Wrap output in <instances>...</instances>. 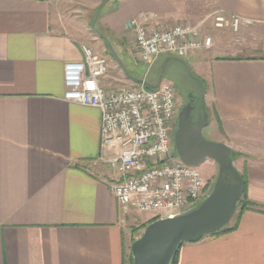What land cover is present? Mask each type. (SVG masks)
Masks as SVG:
<instances>
[{
	"label": "crops",
	"instance_id": "crops-1",
	"mask_svg": "<svg viewBox=\"0 0 264 264\" xmlns=\"http://www.w3.org/2000/svg\"><path fill=\"white\" fill-rule=\"evenodd\" d=\"M59 1L0 0V264H124L133 220L111 190L116 152L102 149L100 110L64 98L65 65L84 52L59 26ZM94 2L113 54L100 80L108 93L140 81L130 64L137 60L131 20L165 31L202 27L217 12L243 19L233 36L212 24L213 48L183 60L210 66L204 130L242 155L234 164L247 175L248 200L264 209V0ZM150 214L140 226L157 219ZM178 264H264V213L246 211L235 231L184 244Z\"/></svg>",
	"mask_w": 264,
	"mask_h": 264
},
{
	"label": "built area",
	"instance_id": "built-area-1",
	"mask_svg": "<svg viewBox=\"0 0 264 264\" xmlns=\"http://www.w3.org/2000/svg\"><path fill=\"white\" fill-rule=\"evenodd\" d=\"M209 19L216 30L239 33L243 19L217 12ZM210 21V20H209ZM136 59L149 69L164 56L185 59L191 53L210 50L212 36L202 27L178 25L158 30L131 20ZM84 58L64 68L65 100L101 112L102 149H115L108 161L118 178L111 190L124 215L154 213L157 219L174 217L199 205L208 189L199 167H189L171 152L172 129L177 115V92L172 83L149 89L146 78L138 83L106 92L100 80L108 73L103 57L83 47Z\"/></svg>",
	"mask_w": 264,
	"mask_h": 264
},
{
	"label": "water",
	"instance_id": "water-1",
	"mask_svg": "<svg viewBox=\"0 0 264 264\" xmlns=\"http://www.w3.org/2000/svg\"><path fill=\"white\" fill-rule=\"evenodd\" d=\"M200 98L204 101L202 91ZM192 118V108L185 107L178 120L175 148L179 160L189 167L202 166L212 160L219 174L211 193L196 207L174 217L158 219L146 226L132 243L133 264H170L181 244H192L224 229L237 211L244 194V179L233 160L234 152L222 142L204 136L209 114Z\"/></svg>",
	"mask_w": 264,
	"mask_h": 264
},
{
	"label": "rangeland",
	"instance_id": "rangeland-1",
	"mask_svg": "<svg viewBox=\"0 0 264 264\" xmlns=\"http://www.w3.org/2000/svg\"><path fill=\"white\" fill-rule=\"evenodd\" d=\"M95 0H60L58 3V12L60 18L58 19L59 26H64L71 34H74L82 42L83 47L90 48L95 55L103 57L106 61L113 59L112 50L110 46L107 47L102 37L106 34L98 26L97 20L100 16L99 9L102 4L94 2ZM96 17V20H94ZM210 20V21H209ZM65 21L70 26H66ZM213 24L212 19L206 17L202 20L201 26L205 28V32L212 36L215 43V31L210 30V26ZM184 25V24H181ZM193 26V25H191ZM209 28V31L208 29ZM230 35L233 34V31L226 30ZM233 36V35H232ZM134 39V38H133ZM135 46V42H134ZM165 61H161L152 66L151 69L146 64L141 63L140 61L130 62L131 66L135 70V77L140 81L146 78L148 84L155 85L160 80L164 82L172 83L177 92V110L183 107L187 95L190 93L193 97L198 96L199 94H205V89L210 86V80L208 77L210 74V66L204 64L201 68H194L190 66V62L186 60H172L168 62L167 68H164L163 64ZM206 62V60H205ZM131 67V68H132ZM163 72V74H161ZM205 72V73H204ZM201 73V76H200ZM204 73L205 75H203ZM202 77V79H201ZM117 91V90H116ZM205 103V102H204ZM204 136L213 142H220L221 137L210 136V133L207 130L203 131ZM172 155L177 158V151L174 149L173 145L171 146ZM238 165L240 163L238 162ZM201 169L206 178L208 189L212 190L215 184V181L219 174V166L212 160H207L202 166ZM150 213H145L142 215H129L128 218L132 221V227L130 229L131 242L134 239H138L145 229H141L140 222L142 217H151Z\"/></svg>",
	"mask_w": 264,
	"mask_h": 264
},
{
	"label": "trees",
	"instance_id": "trees-1",
	"mask_svg": "<svg viewBox=\"0 0 264 264\" xmlns=\"http://www.w3.org/2000/svg\"><path fill=\"white\" fill-rule=\"evenodd\" d=\"M100 11H101V8L99 9V12L98 13H100ZM94 20H96V17H95ZM98 21H99V17H98V20H97L96 23H98ZM161 74H163V72ZM149 85L150 84H148V82H147L148 88L149 89H152L151 85L150 86ZM206 111H207V109H206ZM220 127H221V125H220ZM175 154L178 157L177 153H175ZM240 157H242L241 154L234 152V155H233L234 163ZM242 176H243L244 183H245L244 194H243L242 198L240 199V201L238 203L237 211H236L235 215L231 219L230 223L224 229H222L221 231H219V232H217V233H215L213 235H210V236L217 237V236H220V235H223V234H228V233H231V232L235 231L238 228L239 224H240L242 215L246 211H257V212L264 213V209L258 208L254 203H252V202H250L248 200V196H247L248 178H247V175H246L245 172L242 173ZM156 220H158V219H155V220L151 221L150 223H152V222H154ZM150 223H148L147 225H149ZM147 225L143 226L141 229H145ZM135 241H136V239H134L132 241V243L135 242ZM184 244H181L180 245L178 251L175 253V255H174V257H173V259H172V261H171L170 264H178L179 252H180V249L182 248V246ZM126 263L133 264V255L131 253V249H130L129 256L125 260V263L124 264H126Z\"/></svg>",
	"mask_w": 264,
	"mask_h": 264
},
{
	"label": "flooded vegetation",
	"instance_id": "flooded-vegetation-1",
	"mask_svg": "<svg viewBox=\"0 0 264 264\" xmlns=\"http://www.w3.org/2000/svg\"><path fill=\"white\" fill-rule=\"evenodd\" d=\"M201 94H199L198 96L196 97H193L190 93L187 95L186 97V101L183 105L182 108L179 109V111L177 110V115H176V122H175V125L172 129V145L174 147V149L176 150L175 148V142H174V138H175V133L177 131V128H178V120H179V115L181 113V111L189 106L192 108V118L194 120V122H197L199 116H203L205 114V110H204V101H202V98H200Z\"/></svg>",
	"mask_w": 264,
	"mask_h": 264
}]
</instances>
